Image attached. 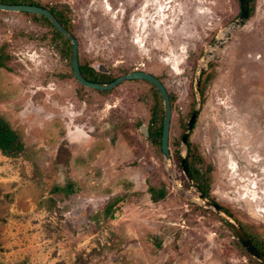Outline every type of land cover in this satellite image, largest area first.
<instances>
[{"label": "rangeland", "instance_id": "rangeland-1", "mask_svg": "<svg viewBox=\"0 0 264 264\" xmlns=\"http://www.w3.org/2000/svg\"><path fill=\"white\" fill-rule=\"evenodd\" d=\"M27 1L66 13L81 66L162 80L172 157L149 134L164 116L152 84L82 85L70 45L44 19L0 9V117L24 144L16 156L0 151V264H254L176 154L199 107L188 141L200 182L264 248V0L207 63L239 0ZM150 187L165 196L153 200Z\"/></svg>", "mask_w": 264, "mask_h": 264}, {"label": "water", "instance_id": "water-1", "mask_svg": "<svg viewBox=\"0 0 264 264\" xmlns=\"http://www.w3.org/2000/svg\"><path fill=\"white\" fill-rule=\"evenodd\" d=\"M240 3V14L238 18L233 22L232 25L229 26L228 32L225 33L224 37L216 38L212 44L210 50H208L205 55L202 57L201 63H207L209 60V57L214 55V51H216L217 47H220V45L231 36V31L238 28L239 26H242L249 17V1L248 0H239ZM0 9L1 10H7V11H20V12H27V13H33L37 15L45 16L49 19V21L53 24L54 28L57 29L65 38H67L72 46L71 51V66L72 71L74 74V77L77 79L79 83L82 85H85L87 87L99 89V90H108L112 89L115 86L121 84L122 82L126 80H134V79H142L149 83H151L159 92L162 102H163V108H164V116H163V125H162V136H161V150L162 153L167 161L171 160V152H170V128H171V118H172V104L169 92L164 85V83L155 75L152 73L146 72L144 70H134L132 72H128L126 74L120 75L116 77L113 81L103 83V82H94L91 80H88L83 75L81 69H80V62H79V41L77 37L72 34L64 25L61 24V22L57 19V17L50 11L48 8L34 5V4H24V3H4L0 2ZM101 70L106 71L104 67L101 68ZM202 72V69L199 70L198 77L196 78V91L198 92L199 89V77ZM200 102V100H199ZM199 113V107L195 108L191 118L189 119L185 130L182 134V145L184 147L182 151V157H181V166L182 170L187 177L188 181L190 182L191 186L195 189L197 193V198L201 199L206 207L213 208L221 217L222 219L229 225L231 230L234 232L238 240L241 242V244L245 247V249L248 251V253L256 258L258 261L264 264V254L257 249V247L254 245L253 241L249 238V236L246 234L244 229L237 225L235 221L232 219L231 215L226 211V209L218 204L217 202L210 200L207 195L198 188L193 181V178L191 174L188 171L187 163H186V154H187V144H188V137L191 129L193 128V125L195 123V120ZM141 131H144L145 133H148V130L145 125H141ZM172 178V177H170Z\"/></svg>", "mask_w": 264, "mask_h": 264}, {"label": "trees", "instance_id": "trees-1", "mask_svg": "<svg viewBox=\"0 0 264 264\" xmlns=\"http://www.w3.org/2000/svg\"><path fill=\"white\" fill-rule=\"evenodd\" d=\"M0 1L4 2V3L35 4L34 2H31V1L29 2L27 0H0ZM248 1H249V6L251 5V3L254 2V0H248ZM50 10L57 17V19L61 22V24L64 25V27H66L70 31V28L68 26V20H67L66 13L63 10L56 9V8H51ZM250 11H251V6H250ZM31 14H33V13H31ZM34 16H36L38 18H41V19H44L51 26V28L53 29L54 35H56V38L58 37V38H61V39L65 40L70 45V49L72 51V46H71V43L69 42V40L67 38H65L57 29L54 28L53 24L49 21L48 18H46L45 16H42V15H37V14H34ZM0 66H2V67L5 66L4 57L0 58ZM82 66L80 64V69H81L83 75L85 76V78H87L88 80L90 78H96L94 82H97L96 81L97 79L98 80L100 79V81L111 82V81H113L116 78V77L107 78L105 75H103V73L101 74L100 72H97L93 67H91L89 65H82ZM91 76H94V77H91ZM156 91H157V89H156ZM202 93H203V90H202ZM156 117L157 116H154V119H153L154 121H155ZM162 125H163V121L161 122L159 127L151 128V129L149 128L150 136L154 137L158 141H160V144H161V136H162ZM188 146H189V149H188L187 154H186V163H187L188 171L191 174V176L193 178V181L195 182L194 184L198 188H200L207 195V197H209L208 186L205 185L204 183L200 182V173H199V170L197 169V167L195 165L194 155H192L191 147L189 145V141H188ZM23 150H24V144L21 141L17 131L14 130L5 119L0 117V151L3 154L7 155V156H16L19 153H21ZM176 157H177L178 161L181 164V157L182 156L180 154V150L177 151ZM62 189L65 190L68 193L74 191L72 183H68ZM149 192H150L153 200H158V198H163L165 196V191L163 189L159 190V189H156L154 187H150L149 188ZM247 235L253 241V243L257 247V249L264 254V248H262L258 244V242L255 241L249 234H247ZM0 247H1V243H0ZM254 264H263V263H261L258 260H255Z\"/></svg>", "mask_w": 264, "mask_h": 264}, {"label": "flooded vegetation", "instance_id": "flooded-vegetation-1", "mask_svg": "<svg viewBox=\"0 0 264 264\" xmlns=\"http://www.w3.org/2000/svg\"><path fill=\"white\" fill-rule=\"evenodd\" d=\"M159 78V77H158ZM160 79V78H159ZM161 80V79H160ZM162 81V80H161ZM151 84V83H150Z\"/></svg>", "mask_w": 264, "mask_h": 264}]
</instances>
